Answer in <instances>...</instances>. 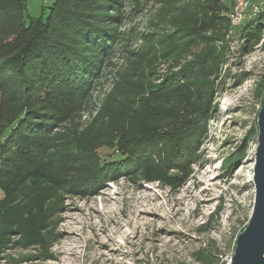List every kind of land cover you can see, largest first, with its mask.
Returning <instances> with one entry per match:
<instances>
[{
	"label": "trees",
	"instance_id": "16d2710c",
	"mask_svg": "<svg viewBox=\"0 0 264 264\" xmlns=\"http://www.w3.org/2000/svg\"><path fill=\"white\" fill-rule=\"evenodd\" d=\"M119 8L118 0H53L31 16L26 0H0L1 219L19 221L16 196L28 206L44 204L43 186L94 195L106 182L182 171L196 158L220 77L219 43L230 25L222 0L186 4L180 15L192 21L173 22L174 31L143 47L136 63L118 67L113 88L83 127L81 112L120 36ZM258 18L245 30L258 32L264 16ZM157 58L169 70L152 81L148 63ZM101 147L120 158L104 162ZM199 255L201 264L217 262Z\"/></svg>",
	"mask_w": 264,
	"mask_h": 264
},
{
	"label": "rangeland",
	"instance_id": "374dc122",
	"mask_svg": "<svg viewBox=\"0 0 264 264\" xmlns=\"http://www.w3.org/2000/svg\"><path fill=\"white\" fill-rule=\"evenodd\" d=\"M26 1L31 16L53 3ZM118 1L120 36L91 106L81 112L83 127L113 88L118 67L136 63L134 56L143 47L174 31L173 22L192 21V15L180 12L193 0ZM239 3L245 10L241 22L234 23ZM222 5L230 25L219 43L220 77L214 81L206 130L192 164L182 171L109 181L94 195L56 194L43 186L44 204L28 206L14 197L13 208L22 210L19 221L0 218V264H201L199 251L217 257L215 264L232 257L254 206L257 116L264 95V19L258 32L244 27L264 16V0H222ZM148 65L152 81L169 70L163 59ZM242 151L245 156L239 158ZM96 152L104 162L120 158L112 148ZM3 198L0 191V202Z\"/></svg>",
	"mask_w": 264,
	"mask_h": 264
},
{
	"label": "water",
	"instance_id": "95a60500",
	"mask_svg": "<svg viewBox=\"0 0 264 264\" xmlns=\"http://www.w3.org/2000/svg\"><path fill=\"white\" fill-rule=\"evenodd\" d=\"M253 183L255 199L248 225L238 234L229 264H264V95L257 116Z\"/></svg>",
	"mask_w": 264,
	"mask_h": 264
},
{
	"label": "built area",
	"instance_id": "2783aa9c",
	"mask_svg": "<svg viewBox=\"0 0 264 264\" xmlns=\"http://www.w3.org/2000/svg\"><path fill=\"white\" fill-rule=\"evenodd\" d=\"M245 10V5L242 3H239L237 7H235V10L233 12L232 18L234 20V23L241 22V18L243 17V12ZM231 262V258H228L225 262V264H229Z\"/></svg>",
	"mask_w": 264,
	"mask_h": 264
}]
</instances>
